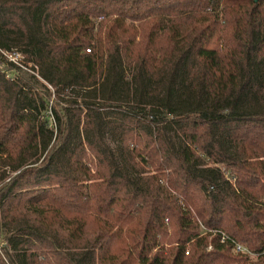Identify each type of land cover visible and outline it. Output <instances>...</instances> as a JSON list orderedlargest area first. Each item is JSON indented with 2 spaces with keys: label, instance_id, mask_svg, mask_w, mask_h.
I'll return each instance as SVG.
<instances>
[{
  "label": "trees",
  "instance_id": "trees-1",
  "mask_svg": "<svg viewBox=\"0 0 264 264\" xmlns=\"http://www.w3.org/2000/svg\"><path fill=\"white\" fill-rule=\"evenodd\" d=\"M0 264H264V0H0Z\"/></svg>",
  "mask_w": 264,
  "mask_h": 264
},
{
  "label": "built area",
  "instance_id": "built-area-1",
  "mask_svg": "<svg viewBox=\"0 0 264 264\" xmlns=\"http://www.w3.org/2000/svg\"><path fill=\"white\" fill-rule=\"evenodd\" d=\"M6 56L9 58L10 61H12L14 63H19L20 60H21L20 55L16 54V53H9ZM226 240H228V238L226 236L222 235L221 241L225 242ZM235 253L247 254V255L253 257V255L245 247H243V246H241L239 244H235Z\"/></svg>",
  "mask_w": 264,
  "mask_h": 264
},
{
  "label": "rangeland",
  "instance_id": "rangeland-1",
  "mask_svg": "<svg viewBox=\"0 0 264 264\" xmlns=\"http://www.w3.org/2000/svg\"><path fill=\"white\" fill-rule=\"evenodd\" d=\"M21 57V56H20ZM21 59H22V57H21Z\"/></svg>",
  "mask_w": 264,
  "mask_h": 264
}]
</instances>
